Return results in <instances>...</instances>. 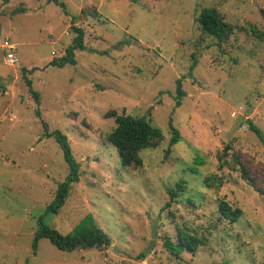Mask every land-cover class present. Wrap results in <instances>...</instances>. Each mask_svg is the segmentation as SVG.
<instances>
[{
  "label": "rangeland",
  "instance_id": "1",
  "mask_svg": "<svg viewBox=\"0 0 264 264\" xmlns=\"http://www.w3.org/2000/svg\"><path fill=\"white\" fill-rule=\"evenodd\" d=\"M204 7L230 25L223 41L198 26ZM72 26L83 28L86 49L74 51L75 64L49 65L72 43ZM4 38L19 61L8 65L0 47V264L261 263L264 195L231 168V155L264 188V145L248 126L264 132V0H0ZM112 110L161 130L159 145L139 152L141 166H122L107 140ZM169 119L181 136L166 154ZM56 131L68 139L79 180L58 212H48L69 171ZM210 173L223 176L217 190L204 183ZM181 178L185 191L169 201ZM220 199L242 210L237 221L219 220ZM87 214L110 245L62 251L41 238L33 252L39 219L67 234ZM178 227L204 245L172 255L164 238L175 241Z\"/></svg>",
  "mask_w": 264,
  "mask_h": 264
},
{
  "label": "trees",
  "instance_id": "2",
  "mask_svg": "<svg viewBox=\"0 0 264 264\" xmlns=\"http://www.w3.org/2000/svg\"><path fill=\"white\" fill-rule=\"evenodd\" d=\"M65 14H68L66 6L63 2L58 3ZM75 17H72V23ZM196 22L201 31L207 35H210L218 40L223 41L229 34L230 25L222 18L219 12L214 7H204L200 10L199 15L196 18ZM75 36L72 39V43L66 47L64 54L59 58H53L49 65L56 67H63L66 64H75V50H85L86 45L84 43V30L81 27L72 26ZM197 59L192 54V61L189 66L188 75L192 76V69L195 67ZM26 69H22L23 80L28 87V92L32 95L35 102L39 103V93L33 89L32 81L25 75ZM185 92L182 89V80L177 78L175 81V106L181 104V99L184 97ZM36 114L39 115L38 109ZM110 117L114 118V127L108 132L107 140L115 147L120 163L124 167L128 166H141L142 158L140 151L147 147H156L163 139L162 132L159 128L153 126L145 116H138L126 113L122 111L117 113L112 110L108 112ZM46 126V124H44ZM248 126L253 131L260 142L264 145V132L259 129L250 120ZM169 130V143L165 151L167 154L175 143L180 139L179 130L173 125L172 120L168 121ZM56 141L62 149L63 157L68 165L69 171L65 176V179L58 184L55 196L53 200L47 205L46 210L48 212H58V209L62 207L65 202L68 190L73 183L79 180V163L75 160L68 139L63 133L56 131L53 133ZM231 148L230 144H226L224 147V153ZM232 169L238 170L240 177L245 180L251 187L255 188L261 194L264 195V188H258L254 179L250 176L248 169L240 162V159L236 153H232ZM222 159V158H220ZM203 160L199 157L195 158V165L190 169L193 172L197 171V164H201ZM222 168V164H219L218 170ZM204 183L207 187L212 189H219L223 183V176L217 173H210L204 177ZM185 179H179L175 183V186L168 189L169 201H172L177 196H180L186 189ZM169 201L164 204V208L169 205ZM217 210L219 213V220L225 219L229 223H233L239 219L242 214V210L238 207H232L227 201L220 199L218 201ZM39 227L34 232L32 250H37L38 241L41 238H47L51 244L62 251H72L74 249H98L111 244V237L107 232L100 228L94 222L91 214H87L82 218L67 234H62L57 229L45 224L42 219L38 220ZM204 240L197 236L188 233L182 228L176 230V240L173 241L170 238H164V246L166 249L176 257H179L183 251L194 252L197 247L204 245ZM260 264H264V257Z\"/></svg>",
  "mask_w": 264,
  "mask_h": 264
},
{
  "label": "built area",
  "instance_id": "3",
  "mask_svg": "<svg viewBox=\"0 0 264 264\" xmlns=\"http://www.w3.org/2000/svg\"><path fill=\"white\" fill-rule=\"evenodd\" d=\"M0 47L4 50L5 62L8 65H17L19 58L16 55V45L10 39L4 38L0 43Z\"/></svg>",
  "mask_w": 264,
  "mask_h": 264
}]
</instances>
